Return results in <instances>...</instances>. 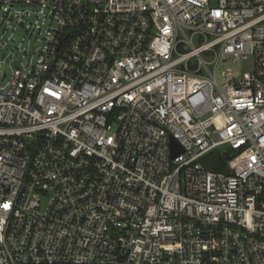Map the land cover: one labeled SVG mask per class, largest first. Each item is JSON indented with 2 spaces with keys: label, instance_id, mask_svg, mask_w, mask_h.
Returning <instances> with one entry per match:
<instances>
[{
  "label": "built area",
  "instance_id": "obj_1",
  "mask_svg": "<svg viewBox=\"0 0 264 264\" xmlns=\"http://www.w3.org/2000/svg\"><path fill=\"white\" fill-rule=\"evenodd\" d=\"M19 4L0 264H264V0H0V40Z\"/></svg>",
  "mask_w": 264,
  "mask_h": 264
},
{
  "label": "rangeland",
  "instance_id": "obj_2",
  "mask_svg": "<svg viewBox=\"0 0 264 264\" xmlns=\"http://www.w3.org/2000/svg\"><path fill=\"white\" fill-rule=\"evenodd\" d=\"M16 8L19 9L20 12L17 17L13 19L10 29L3 34L0 40V85L4 84L12 75V68L2 57V54H8L10 51L15 50L16 47L24 48L29 47L28 44L33 45L36 43L35 36L31 37V40L26 36V25L29 23V15L25 13V11L35 10L36 7L29 4H19ZM233 66L234 65L231 63H226L224 66L217 68V78L221 77L222 71L225 70V68Z\"/></svg>",
  "mask_w": 264,
  "mask_h": 264
},
{
  "label": "trees",
  "instance_id": "obj_3",
  "mask_svg": "<svg viewBox=\"0 0 264 264\" xmlns=\"http://www.w3.org/2000/svg\"><path fill=\"white\" fill-rule=\"evenodd\" d=\"M229 157L228 153L224 154L221 149H215L202 157L201 162L209 169L226 170V161Z\"/></svg>",
  "mask_w": 264,
  "mask_h": 264
},
{
  "label": "water",
  "instance_id": "obj_4",
  "mask_svg": "<svg viewBox=\"0 0 264 264\" xmlns=\"http://www.w3.org/2000/svg\"><path fill=\"white\" fill-rule=\"evenodd\" d=\"M171 146H172V156H175L176 154L182 151V147L180 146V144L172 137H171Z\"/></svg>",
  "mask_w": 264,
  "mask_h": 264
},
{
  "label": "snow or ice",
  "instance_id": "obj_5",
  "mask_svg": "<svg viewBox=\"0 0 264 264\" xmlns=\"http://www.w3.org/2000/svg\"><path fill=\"white\" fill-rule=\"evenodd\" d=\"M5 207H7V205H5Z\"/></svg>",
  "mask_w": 264,
  "mask_h": 264
}]
</instances>
